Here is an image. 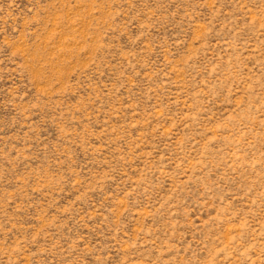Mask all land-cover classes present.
Wrapping results in <instances>:
<instances>
[{"label": "rangeland", "instance_id": "1", "mask_svg": "<svg viewBox=\"0 0 264 264\" xmlns=\"http://www.w3.org/2000/svg\"><path fill=\"white\" fill-rule=\"evenodd\" d=\"M0 264H264V0H0Z\"/></svg>", "mask_w": 264, "mask_h": 264}]
</instances>
